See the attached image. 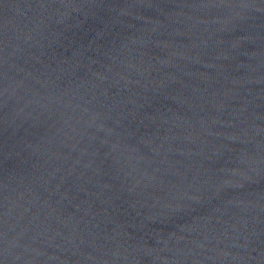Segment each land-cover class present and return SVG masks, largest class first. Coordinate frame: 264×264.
<instances>
[{"label": "water", "instance_id": "1", "mask_svg": "<svg viewBox=\"0 0 264 264\" xmlns=\"http://www.w3.org/2000/svg\"><path fill=\"white\" fill-rule=\"evenodd\" d=\"M0 264H264V0H0Z\"/></svg>", "mask_w": 264, "mask_h": 264}]
</instances>
